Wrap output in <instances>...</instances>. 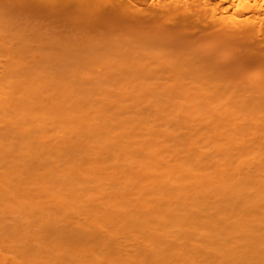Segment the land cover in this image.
Masks as SVG:
<instances>
[{
  "label": "bare ground",
  "instance_id": "6f19581e",
  "mask_svg": "<svg viewBox=\"0 0 264 264\" xmlns=\"http://www.w3.org/2000/svg\"><path fill=\"white\" fill-rule=\"evenodd\" d=\"M41 1L30 7L48 9L60 3ZM61 1L78 2L83 13L103 12L102 19L113 16L114 23V17L135 23L136 18L167 16L182 17L196 28L207 29L220 18H228L234 25L229 33L246 38L257 52H264V0ZM1 36L0 40L5 39ZM2 61L0 214L4 219V213L12 212L10 218L15 220L16 215L21 220L24 207L26 228L21 227V220L12 228L15 235L8 234L13 238L20 235L15 238L19 243L14 239L17 245L30 235L37 244L33 246L28 237L32 247L24 241L25 246L20 245L26 250L19 253L8 247L9 254L26 264L35 259L40 264L45 259L50 264H264V98L257 95L258 90L251 94V102L237 100L232 107L234 120L249 124L248 137L239 145L256 154L252 164L248 163L251 167H246L245 161L227 158L226 152L220 155L223 149L219 145L212 152L200 151L204 146L198 147L195 138L200 136L195 131L198 137L189 132L188 137H173L158 120L157 125L142 122L144 119L118 121L110 109L105 110L107 105L87 104L83 99L87 92L76 93L70 81L69 86H61L50 77V71L49 75L38 74V68L24 71L21 58ZM79 95L77 105L74 101ZM7 206L16 207L13 211L19 208L18 216ZM2 219L0 224L7 226ZM202 222H221V233L225 235L224 228L232 229L235 235L231 238L236 242L226 245L217 236L213 242L210 234L193 229L216 226ZM190 228L191 234L200 236L205 254L185 249L182 238ZM5 230L1 231L4 235ZM46 237L56 241L47 246Z\"/></svg>",
  "mask_w": 264,
  "mask_h": 264
},
{
  "label": "rangeland",
  "instance_id": "374dc122",
  "mask_svg": "<svg viewBox=\"0 0 264 264\" xmlns=\"http://www.w3.org/2000/svg\"><path fill=\"white\" fill-rule=\"evenodd\" d=\"M39 2L42 1L0 0V29H3L2 32L0 30V35H2L1 38L5 37V39L0 40V59L21 58L23 64L29 65L25 67L24 64L25 68L22 66L24 71L27 70L26 68L31 69V71L38 68L36 72L39 71L38 74L40 75L47 74L50 71V77L52 76L51 78L55 79V83L58 82L57 85L62 83L63 86H67L71 82L73 86L70 85L76 87V93H78V90L79 93L87 92L84 95L85 98H83L88 102L87 104L92 101L89 105L98 103V105H107L105 110L110 109L109 112L115 115H112V117L114 116V119L117 117L116 120L118 121H142L144 119L142 122L147 121L149 123L150 121V123L157 125L160 124L157 123L158 120L161 122L160 125L163 126V129L166 126L165 130L168 129V132L173 133V137H177V134L181 137L187 136L188 132L190 136H200L195 139H198L200 143H198V147L204 146L199 148L200 151L203 150V153L212 152V149L219 145L223 149L218 152L220 155H224L226 152L227 158L241 159L242 162L247 161L246 163L243 162L246 167L248 163L251 162L252 164L255 160V153L239 145L243 138L248 137L249 124L243 123L246 121L243 119L241 121L239 118L236 119V122L232 107H234L233 102L237 100H245V103L251 102L253 92L255 93L257 90V95L260 93V97L264 98V52H257V48L253 44L250 45L249 40L246 38L231 33V30V34L228 32L232 28L231 26H234L233 20L220 18L207 29L204 27L196 28L191 22L184 20L182 17L172 19V17L167 16H159L154 20H148L149 17L148 19L143 18V20H141L142 18L140 20L136 18L135 23L129 22V20L119 21L114 17V21H116L114 23L113 16H107L109 19H105L106 15H104L105 18L102 19L103 15L101 13L103 12L99 13L92 10L83 13L78 2H63L60 0L58 5H53L48 9L30 7L33 3L37 5L36 3ZM96 20L101 22L98 23ZM4 22H8V24ZM6 25H8L7 27L10 26V29L7 30ZM232 30L234 29L232 28ZM12 36H15V38ZM16 36L19 38H16ZM94 50L98 51V56H96ZM102 54L109 58L101 56ZM2 59L0 64L3 62ZM56 77L61 80L63 78L68 80L67 78H69V80L65 84L66 80L56 81L58 79ZM86 95L87 99L90 98L88 101ZM80 97V95L75 97L76 101L74 103L79 102L80 99L77 100V98ZM83 99L81 98L82 104ZM94 100L98 102L96 103ZM247 100L248 102H246ZM78 102L77 105L81 103ZM101 107L103 108V106ZM217 124L218 127H216ZM194 131L198 136H195ZM245 133L247 134L246 137ZM214 144L216 145L214 146ZM222 152L224 153L222 154ZM226 156L221 158L225 159ZM12 207L7 206L5 208L13 211L12 209L16 207ZM17 207L19 206L17 205ZM1 209L3 208H0L2 214ZM17 209L13 211L14 214H17L15 213L18 211ZM23 210H25L24 207L21 213L19 212V215H21L19 218L21 217L20 219L23 222L16 215H14L15 220L14 217L10 218L9 216H13L12 212L8 211L10 213V215L7 213L8 216L4 213L9 218L7 219L3 215V218H6L5 220L2 219L0 214V223L2 219V223L4 221L7 226L9 224L11 227L2 224L8 228L6 229L0 224V227L6 229L3 232H6V235L1 233L2 228L0 230V237H2L0 240V264H26L15 258L17 255L13 254L14 257L9 253L13 249L19 253L26 250L27 248L23 244L24 241H33L32 245L37 246L31 235L28 236L29 239L27 237L21 242L24 246L20 245L21 243L17 245L19 234L15 236L17 239L13 238L16 233L12 230V228H15L14 224L20 221L21 225H24L21 227L26 228L24 222L26 219H23L25 215L22 217V213L25 212ZM4 211L7 212L5 209ZM11 220H14V223ZM5 221H8V223ZM202 223L216 225L208 228H193L195 231L198 229L197 232H205L206 236L210 234L211 236L208 237L213 242L217 241L213 236L222 237L220 240L225 242L226 245L236 242L231 238L232 235H235L232 229L224 228L225 235L221 233V222ZM41 230L44 231L45 229ZM190 231L191 228L184 234L187 239L182 238L184 239V242H182L184 245L186 244L185 249H188V251L196 249V251H202L204 244L199 238L200 236H197L196 233H194L195 235L191 234ZM8 233L13 234V237ZM222 234L225 237L221 236ZM206 236L203 235L202 238H207ZM195 238L200 241L196 242ZM8 239H11L13 243L11 241L10 243L15 246L9 244ZM14 239L17 240V243ZM45 239H47V246L53 244L54 240L56 241L55 237H46ZM168 239L169 237L166 238L167 242ZM171 239H169V242ZM6 240L8 243L4 242ZM30 242H27L28 245ZM209 245L210 243H208V247ZM215 246L217 245L215 244ZM8 247L11 248L10 251L6 250ZM202 253L205 254V249ZM35 260L37 261V259ZM35 260L32 261L35 263ZM39 260L43 261L42 259ZM32 261L27 263L34 264ZM38 262L36 264H40ZM44 262L49 263V261L46 262V259L42 263L45 264Z\"/></svg>",
  "mask_w": 264,
  "mask_h": 264
}]
</instances>
